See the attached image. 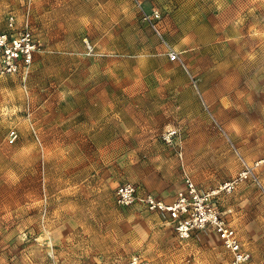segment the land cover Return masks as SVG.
<instances>
[{"label":"rangeland","instance_id":"obj_1","mask_svg":"<svg viewBox=\"0 0 264 264\" xmlns=\"http://www.w3.org/2000/svg\"><path fill=\"white\" fill-rule=\"evenodd\" d=\"M0 38V264H232L118 203L187 180L264 264V0H0Z\"/></svg>","mask_w":264,"mask_h":264},{"label":"built area","instance_id":"obj_2","mask_svg":"<svg viewBox=\"0 0 264 264\" xmlns=\"http://www.w3.org/2000/svg\"><path fill=\"white\" fill-rule=\"evenodd\" d=\"M5 38H0V52H5L6 67L8 72L16 71L17 66L14 60L19 56L15 50L6 49ZM229 187V186H226ZM185 191L180 192L178 198L172 204L156 200L153 196H140L137 188L132 184H125L118 187L116 191L118 203L123 206L135 202L143 203L151 210L167 212L174 222L178 236L184 240L197 230L212 226L220 235L224 246L232 254V264H245L249 261L250 255L241 247L235 231L226 225L220 213L214 205H211L206 197H203L191 180L186 181ZM129 264H149L148 262L131 261Z\"/></svg>","mask_w":264,"mask_h":264}]
</instances>
